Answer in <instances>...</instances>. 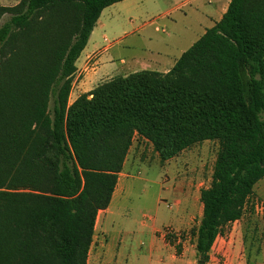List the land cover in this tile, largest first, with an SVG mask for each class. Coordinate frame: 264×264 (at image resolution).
<instances>
[{"label": "trees", "instance_id": "trees-1", "mask_svg": "<svg viewBox=\"0 0 264 264\" xmlns=\"http://www.w3.org/2000/svg\"><path fill=\"white\" fill-rule=\"evenodd\" d=\"M123 1L0 7V264H88L136 137L162 162L219 144L198 264L264 179V0H231L168 73L117 76L70 104L92 32Z\"/></svg>", "mask_w": 264, "mask_h": 264}, {"label": "rangeland", "instance_id": "rangeland-1", "mask_svg": "<svg viewBox=\"0 0 264 264\" xmlns=\"http://www.w3.org/2000/svg\"><path fill=\"white\" fill-rule=\"evenodd\" d=\"M126 1L117 4L123 6L113 5L106 9L92 37L98 47L109 51L102 58L109 56L115 60L116 66L121 58L130 60L142 56L161 59L172 65L202 36L207 26H199L195 5L188 3L179 7L185 0ZM127 25H133V28ZM133 29L138 30L135 35L117 42L123 32ZM74 99L72 97L71 101ZM218 152V142L207 141L162 162L148 141L135 139L123 171L125 183H120L115 196L118 202L125 197L127 217L113 218L116 236L122 237L124 245L140 244L145 249L150 234L142 224L155 226L161 229L155 236L162 237L172 248L169 255L189 264H198L194 231L201 220L200 205L203 204L200 196L201 191L211 185ZM254 190L243 218L224 228L207 264H252L254 257L264 250L261 249L264 242V210L261 209L264 207V179ZM188 202L191 204L189 208ZM116 243L112 234H106L101 219L89 264L96 263L98 249H108Z\"/></svg>", "mask_w": 264, "mask_h": 264}, {"label": "crops", "instance_id": "crops-1", "mask_svg": "<svg viewBox=\"0 0 264 264\" xmlns=\"http://www.w3.org/2000/svg\"><path fill=\"white\" fill-rule=\"evenodd\" d=\"M19 2L20 0H0V7H13L16 6ZM230 2L231 0H185L184 2H182V4H180L179 7H182L188 3H190V5H195L194 13L197 15L199 26H203L204 24L207 25L204 27V30L202 32L203 34H201L203 36L208 29L214 27L216 23H218L223 18L224 14L228 10ZM117 4L115 5L123 6ZM105 11L106 9L104 10V12ZM100 23L101 18L99 19L97 25H99ZM146 25L148 24H145L144 26ZM127 27L133 28V25H127ZM126 31L123 32V36L120 38L121 40L119 39L117 40V42L126 40L129 36L135 35L138 32L137 29H133L131 30V32H128V30ZM93 34H95V30L90 36L88 45L82 52L77 62V73L75 75L73 89L70 95V104L73 103L81 95L91 93L98 84L111 80L117 76L126 77L130 74L142 71V69L150 68H155L156 72L168 73L182 56L181 55L177 60H175V63L172 65L162 61L161 59L142 56L132 57V59L130 60L121 58L119 65L116 66L114 64L115 60L110 58L109 56H107V59L102 58L104 54L109 51H107V48H100L96 45V41H93L92 38ZM202 36H200V38ZM200 38H198L196 41H198ZM72 97H75L73 101H71ZM136 139L142 142L145 141L144 139L139 137H136ZM126 163L127 160L125 162L124 169L126 167ZM124 178L125 176L122 172L119 175L118 186L121 182H123V184L125 183L123 181ZM116 191L109 208L99 213L96 223V232L97 225L102 219V224L104 225L106 234H112L115 237L117 243L115 246H110L108 249H98L99 253L97 254L95 264H189L186 261H183V259L181 258L178 259L175 255L168 254L169 250L172 248L168 247L162 237L157 238L155 236L156 233H159L161 231V229H158L155 226H147L145 224H142L143 227L148 228L146 230L148 234H150V240L145 249H142L140 247V244L137 245L132 243L130 246L124 245L122 237L119 235L116 236V222L113 220V218L116 216L127 217V209L125 208V201H123L125 197L122 198L119 202L115 200ZM255 191L256 190H254V193ZM189 207H191V204L188 202V208ZM202 215L203 206L200 205V216L202 217ZM194 247L196 246L194 245ZM261 249H264V242ZM214 250L215 249H212V251ZM92 251L93 249H91L90 251L88 264L90 263V255ZM195 253L197 255L196 249ZM252 264H264V250L260 255L257 254V256L254 257Z\"/></svg>", "mask_w": 264, "mask_h": 264}, {"label": "built area", "instance_id": "built-area-1", "mask_svg": "<svg viewBox=\"0 0 264 264\" xmlns=\"http://www.w3.org/2000/svg\"><path fill=\"white\" fill-rule=\"evenodd\" d=\"M261 209H262V211H263V210H264V207L262 206Z\"/></svg>", "mask_w": 264, "mask_h": 264}]
</instances>
